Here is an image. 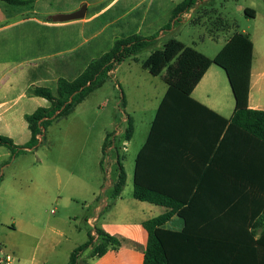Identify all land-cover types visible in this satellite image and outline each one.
<instances>
[{"label":"rangeland","instance_id":"1","mask_svg":"<svg viewBox=\"0 0 264 264\" xmlns=\"http://www.w3.org/2000/svg\"><path fill=\"white\" fill-rule=\"evenodd\" d=\"M26 1L23 6L0 8V103H4L0 131L9 134L18 132L24 113L50 105L29 98V89L49 87L57 94L60 78H76L120 38L160 32L185 0ZM247 8L255 11L254 18L245 14ZM78 11H85V16L56 19ZM176 29L177 40L206 56L216 54L235 32H245L264 64V0H205L183 14ZM218 35L220 41L211 37ZM149 54H140L138 62L126 60L117 74L120 84L113 76L67 118L54 121L35 150L10 158L11 151L0 147V244L13 264H26L33 253L42 264H68L72 251L86 242L90 228L85 217L90 211L85 205L96 188L106 187L107 176L99 166L102 143L116 127L126 126L128 115L136 124L133 140L117 144L118 151L113 152L121 155L128 174L123 196L133 199L134 156L148 135L164 90L162 75L152 76L142 68ZM128 66L130 72L125 73ZM163 73L166 76V70ZM26 135V130L19 133L16 141L23 145ZM115 169L117 163L110 169L113 182ZM86 185L92 192L82 191ZM70 197L79 200L77 205H68ZM88 254L81 264L90 263Z\"/></svg>","mask_w":264,"mask_h":264},{"label":"trees","instance_id":"2","mask_svg":"<svg viewBox=\"0 0 264 264\" xmlns=\"http://www.w3.org/2000/svg\"><path fill=\"white\" fill-rule=\"evenodd\" d=\"M11 5L21 6L26 0H2ZM199 0H185L173 10L171 19L163 29L150 36L139 34L116 40L112 48L87 65L76 78H60L57 94L49 87L29 89V97L43 98L48 107H39L26 114L24 120L30 131V140L24 145L0 134V147L11 151V157L35 150L45 139L49 126L54 121L67 118L90 94L103 87L112 77L115 69L126 60L149 51L143 68L152 76H160L166 70L167 92L160 103L152 122L146 143L140 150L134 172L133 197L139 201L164 206L169 212L143 223L149 234L145 249L136 243L122 240L106 233L99 227L90 229L87 240L71 253L68 264H81L82 257L89 252V259L100 258L109 250H118L124 244L144 253L143 264H208L206 252L201 250V238L191 233L197 228L239 229L243 233L233 236H212L217 250L214 264H264V111L249 107L251 71L254 44L246 33H234L223 49L213 58L186 46L175 37L181 16L193 9ZM245 14L255 17L253 9H245ZM164 35V36H163ZM171 35V36H170ZM216 65L227 75L235 101L233 116L225 119L191 97L196 85L210 66ZM123 97V104L126 105ZM195 107V108H194ZM183 111H205L219 122L216 142L217 150L209 169H213L223 150L226 151L225 169L217 172L206 171L204 179L219 178L227 183L225 189H209L208 204L202 205L200 194L203 190L194 187L182 189L168 185L176 173L164 169L159 173L146 171L145 159H150L156 149L178 148L175 137L179 132L176 117ZM196 113V112H194ZM185 126V119L180 125ZM134 125L127 120L125 130L106 135L102 146L100 167L107 174L106 162L110 150L117 153L118 145L131 140ZM116 180L112 195L117 198L126 185V172L121 160H117ZM159 181H165L164 186ZM168 182V183H167ZM219 197V199H218ZM213 198L216 200L213 202ZM218 199V200H217ZM220 200V203H219ZM205 212L202 219L201 213ZM177 214L184 221L180 232L165 228L169 219ZM262 229L257 236V230ZM226 249V250H225ZM208 255V254H207Z\"/></svg>","mask_w":264,"mask_h":264},{"label":"crops","instance_id":"3","mask_svg":"<svg viewBox=\"0 0 264 264\" xmlns=\"http://www.w3.org/2000/svg\"><path fill=\"white\" fill-rule=\"evenodd\" d=\"M11 5L7 2L0 0V8L7 9L8 6L3 5ZM16 6V5H11ZM23 6V5H21ZM76 5L70 8V10H74ZM176 6V5H175ZM34 12L38 13L37 10ZM58 13H62L60 11H56ZM226 31V30H225ZM221 31H218V34ZM236 33V32H235ZM238 33H245V32H238ZM139 34V32H138ZM247 34V33H246ZM232 34L228 39H226L213 56H207L210 59H213L227 44L230 38L233 36ZM249 35V34H248ZM164 36V35H163ZM254 44V52H253V64H252V71H251V87H250V95H249V107L255 110H262L264 111V64L262 63L261 59L258 57L256 58V46ZM214 40L220 41L219 35L215 38L211 36ZM184 43V42H183ZM185 44V43H184ZM186 45V44H185ZM188 46V45H186ZM190 47V46H189ZM199 52V51H198ZM203 54V53H202ZM206 56V55H205ZM132 62H138L139 56L136 57V60L130 58L127 60ZM127 61L120 64L115 71L113 72V76L116 79L117 83L120 84V81L117 78V74L121 72V68L123 64ZM143 68V65H142ZM130 72V66L126 68L125 73ZM165 73H162V82L164 83V90L160 96V101L157 105L156 112L162 102L167 89L168 85L165 81ZM156 77V76H155ZM158 77V76H157ZM228 85V80L226 77L225 72L218 66L212 65L206 71L203 78L200 82L196 85L191 93V97L200 103L201 105L208 108L210 111L215 112L219 116L230 119L233 116L234 108H235V101L232 90ZM231 90L233 102L231 103V99L228 93ZM29 98H36V97H29ZM39 99V98H37ZM43 99V98H41ZM45 100V99H44ZM127 104V102H126ZM4 103H0V107H2ZM127 109V105H125ZM48 107V106H47ZM195 108V107H194ZM196 111H183L180 109L179 115L176 117V121L179 122V132H177V136L175 137V145L178 148H171V149H156L151 153L150 159H145V169L146 171H156L160 172L164 169H170L176 173L175 178L171 179L168 183L170 186L179 187L182 189H190L194 187L193 193L197 191L198 188H202L200 194V201L202 205L208 204L209 202V194L211 191L209 189H217V193H220L219 189H225L227 183L225 181L220 180L219 178H205L204 173L206 171L215 170L220 172L221 170L225 169L226 164V151L223 150L221 157L218 158L217 164L213 169H209L210 162L213 160L215 156L216 148L211 151L212 145H218L220 142H216L218 132H219V122L215 117H212L205 111H199L198 109H192ZM35 109L29 113H24L23 115V123L20 128H18V132H14V134H9L6 132L0 131V134L5 135L13 139V141L20 145L16 139L19 138V133H27V140H25L24 144H26L30 140V134H28V125L24 120V116L26 114H30L34 112ZM196 112V113H194ZM156 116V113H155ZM154 116V118H155ZM153 118V120H154ZM128 119L133 121L134 125V133L136 130V124L134 118L128 115ZM185 119L187 124L184 126L181 122ZM150 123V128L152 122ZM27 126V127H26ZM125 125L122 128L115 129L117 135H120L125 130ZM149 128V132H150ZM30 132V131H29ZM148 132V135H149ZM146 136L145 141L143 142L142 146L139 148L138 152L134 156L135 166H136V159L137 156L146 143L148 138ZM133 136L130 141L124 142L131 143L133 140ZM105 140V138H104ZM103 140V143H104ZM102 143V144H103ZM23 144V145H24ZM123 145V144H122ZM102 150V149H101ZM103 156V153H102ZM107 162L109 166H107V174L101 169V171L107 176V180L104 186H100L97 190L92 192V187L86 185L82 187V191L92 192V197L90 202L85 205V208H88L90 213L85 217V222L88 228L92 229L94 227H99L104 230L106 233L118 237L122 240L129 241L136 243L140 248L145 249L148 244L149 234L147 230L144 228L143 223L157 218L167 212L170 211L169 208L152 204L146 201H139L133 197V199L127 200L123 196V191L117 198H113L112 195V187L115 181L110 180V173H111V166L117 163V160H121L120 154H115L112 151L108 152L107 155ZM12 158V157H10ZM102 159V158H101ZM101 161V160H100ZM122 163V161H121ZM123 164V163H122ZM100 166V162H99ZM124 166V164H123ZM101 168V167H100ZM125 172L126 167L124 166ZM116 170V169H115ZM135 172V167H134ZM134 172H133V183H134ZM126 177L128 178V174L126 172ZM2 179V178H1ZM116 180V178H115ZM127 182V180H126ZM165 181H159L158 183L163 184L164 186H168L164 183ZM111 189V190H110ZM108 191V192H107ZM219 199V197H218ZM217 199V200H218ZM216 199L213 198V202ZM78 199L74 197H70L67 199L68 205H77ZM87 203V202H86ZM220 203V200H219ZM205 212L201 213V218H205ZM76 216L75 218H77ZM184 221L182 218L178 217L177 214L173 215L169 221L165 224V228L180 232L183 229ZM262 229L257 230V236L261 234ZM243 232L239 229H213V228H197L193 231V235L203 237L201 238V250L206 252V257L208 258V264H214L215 261V254L217 250H223V246L215 245L211 238L212 236H233L237 234H242ZM139 249L136 250L131 248L129 245L124 244L118 250H109L104 256L100 258L90 259L89 264H143L144 263V253L143 250ZM226 250V249H225ZM26 264H42V262L38 261L33 253L26 259ZM19 264V263H18ZM21 264V263H20Z\"/></svg>","mask_w":264,"mask_h":264},{"label":"built area","instance_id":"4","mask_svg":"<svg viewBox=\"0 0 264 264\" xmlns=\"http://www.w3.org/2000/svg\"><path fill=\"white\" fill-rule=\"evenodd\" d=\"M203 1L205 0H199L198 3H202ZM124 145H126V143H124ZM13 261V257L6 253L5 247L0 244V264H13Z\"/></svg>","mask_w":264,"mask_h":264},{"label":"water","instance_id":"5","mask_svg":"<svg viewBox=\"0 0 264 264\" xmlns=\"http://www.w3.org/2000/svg\"><path fill=\"white\" fill-rule=\"evenodd\" d=\"M84 16H85V11H78L72 14L57 16L56 19L61 20V21H71L74 19L82 18Z\"/></svg>","mask_w":264,"mask_h":264}]
</instances>
